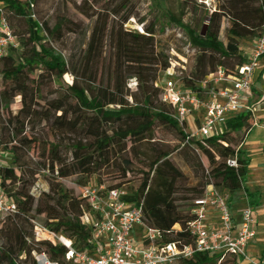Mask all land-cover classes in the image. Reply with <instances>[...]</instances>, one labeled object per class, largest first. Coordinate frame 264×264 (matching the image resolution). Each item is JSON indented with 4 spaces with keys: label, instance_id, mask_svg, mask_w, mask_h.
<instances>
[{
    "label": "trees",
    "instance_id": "trees-1",
    "mask_svg": "<svg viewBox=\"0 0 264 264\" xmlns=\"http://www.w3.org/2000/svg\"><path fill=\"white\" fill-rule=\"evenodd\" d=\"M37 1L0 0V8L17 40V46L10 47L0 59V80L3 81L0 88V151L9 159V164L0 168V187L17 208L15 213L0 219V264H19L22 254L25 262L37 264L33 251H44L52 260L64 262L63 245L35 239L30 191L34 175L41 170L52 175L48 191L41 192L46 209L42 224L55 234L70 239L77 250L96 255L92 228L81 222V217L89 210L88 202L64 188L57 179L85 176L84 181H78L82 190L87 185V178L98 174L108 164L116 146L125 140L146 139L156 123L172 126L186 148L203 154L207 160L204 168L207 176L190 189V203L181 204L187 199L178 197L182 192V174L168 158L171 151H164L149 161L145 178L124 198L136 204L143 202L144 221L162 230L166 241L191 244L186 231V224L192 218L191 201L200 197L206 185L212 183L229 194L232 208L234 194L243 187L249 158L241 145L254 124L252 113H231L221 134L186 140L171 116L170 106L158 100L157 71L166 69L169 63L163 51H156L153 27L146 26L143 33L124 30L122 25L132 16L127 10L116 23L96 14L76 52L66 58L47 44L45 37L63 42L67 33L77 30L76 23L62 10L55 14L51 24L41 20L35 11ZM217 1L218 12L204 15L209 20L210 30L203 36L188 30L191 49L196 53L191 78H182L185 86L194 88V81L213 72L217 66L234 71L246 61L239 53V41L264 35V0ZM122 9L113 8L110 15L117 19ZM222 17L227 20L225 41L219 38ZM14 18L26 23L24 34L16 32L11 25ZM173 20L180 23L179 18ZM231 59L238 60L233 67L227 65ZM39 67L43 72L35 78L33 74ZM44 72L51 82L58 83L56 90L49 94H43L41 87ZM68 72L76 79L71 84H63L62 77ZM131 78L136 79L137 94H130L132 102H129L125 84ZM16 97H19V107L13 113ZM44 132L53 140H43ZM69 134L73 138L64 142ZM42 141H45L41 152L44 160L36 168L30 165L26 151ZM230 159H235V166L227 163ZM97 184L102 183L99 180ZM254 195L245 192L249 205L256 203L252 200ZM175 224L180 230L173 228ZM177 264H236V259L228 256L217 261L213 255L199 252Z\"/></svg>",
    "mask_w": 264,
    "mask_h": 264
},
{
    "label": "built area",
    "instance_id": "built-area-1",
    "mask_svg": "<svg viewBox=\"0 0 264 264\" xmlns=\"http://www.w3.org/2000/svg\"><path fill=\"white\" fill-rule=\"evenodd\" d=\"M195 1L209 13L216 11L214 0ZM16 46V36L0 8V59L10 47ZM263 54L264 35L261 34L255 38L247 60L234 71L217 66L213 72L194 81V88L185 86L177 73L185 69L186 57L175 53L178 59L168 60L169 66L161 71L160 84L156 81L155 86L160 88L161 100L172 109L171 116L186 140L221 134L231 113L250 111L253 115L254 108L247 99ZM6 159V154L0 151V168L7 163ZM227 163L236 165L235 159ZM126 194L119 187L108 188L103 184H87L81 190V197L89 204L81 222L92 228L96 255L77 250L70 239L33 220L36 240L57 242L65 247L63 263L52 260L44 251H33L36 263L177 264L199 252L213 255L219 261L228 256L250 260L247 245L256 235L252 207L246 202L238 210V216H234L229 194L212 183L206 185L200 197L191 201L192 218L186 224L191 244L166 241L162 230L144 221L143 202H128L124 198ZM16 210V204L0 187V214H13ZM173 228L180 230L178 224Z\"/></svg>",
    "mask_w": 264,
    "mask_h": 264
},
{
    "label": "rangeland",
    "instance_id": "rangeland-1",
    "mask_svg": "<svg viewBox=\"0 0 264 264\" xmlns=\"http://www.w3.org/2000/svg\"><path fill=\"white\" fill-rule=\"evenodd\" d=\"M214 1L216 3V13L218 12L219 3L217 0ZM35 6L37 17L41 20H48L50 24L53 22V18L59 10L65 12L76 23L75 28L77 30L67 33L63 42H57L45 37L46 43L55 50L61 52L66 58L76 52L81 39L92 27L96 14H99L102 18H106L109 22L113 20L114 23H116L122 13L126 10L130 11L132 16L122 25L124 30L143 33L146 26L153 27L155 29L154 42L156 51H163L168 56V60H177L178 58L175 53L186 57L185 69H179L180 72H177L180 78L189 76L195 64L196 52L191 49L188 30L191 29L197 33L204 30L205 34L210 30L209 20L205 19L204 15H210L211 13L195 0H188L186 2H183V0H38ZM122 7L123 9L120 11L117 19H114L113 16L110 15L111 10L117 8L119 11ZM80 11L87 14H82ZM174 18H179L180 23H176L173 20ZM223 21L222 17L220 20L219 38L225 41L224 30L220 33ZM10 22L16 32H23L24 34L26 31V23L23 19L14 18L11 19ZM41 35L45 36L43 33H41ZM254 44V38L249 39L248 42L240 40V53L243 51L241 50L243 46L249 47L251 52ZM108 49L109 46H107V50ZM17 50H19V48H17ZM16 53L18 52H15V54ZM262 57H264V54L260 59ZM237 63V59H231L228 61L227 65L233 67ZM40 72H43V69H37V73H34L33 76L37 78L36 75ZM157 73L156 81L160 84L161 71H157ZM43 74V82L41 81L43 94L54 92L58 83L51 82V78L47 73L44 72ZM75 79L74 74L68 72L63 75L62 82L63 84H71ZM37 81H40V79ZM2 86L3 81L0 80V88ZM125 93H127V100L132 102L130 94H137L135 78L126 81ZM18 98L19 97H16L12 105L13 113H15L19 107ZM159 99H161L160 95H158V100ZM42 138L45 141L53 140L47 133L43 134ZM71 138H73V136L69 134L63 141L70 142ZM45 141H42L37 147H31L26 151V156L31 166L35 165L34 167L38 168V165L43 162L44 159L43 156H41V152L43 148H45ZM164 151H171L168 158L182 174L180 180V190L182 192L178 194V197L182 196L187 198L181 201V204L186 205L190 203L189 198L192 196L190 189L192 186L205 180L207 176L204 169L207 166V160L201 152L186 148L180 135L168 124L156 123L150 135L141 141H122L110 154L108 164H106L98 174L91 175L87 178V184H97L100 180L105 187L117 186L127 194L131 193L138 188L145 178L148 172L147 165L149 161L152 160L154 156ZM6 162L8 165L9 159H6ZM198 163L202 165L200 166ZM151 176L152 174H150V177ZM26 178H28V174ZM50 178H52V175L48 171H38L33 177L34 183L30 191V213L35 216L34 220L41 224L43 223L46 212L44 202L41 200V192L48 191ZM85 178L86 177L82 175H72L59 178L57 181L67 190H71L75 196H80L81 185L78 181H84ZM255 178H257L256 181H258V183H264V177L257 176ZM237 192H240V190ZM237 192L235 198H240L242 195L237 194ZM242 198H244V195ZM241 207L240 205L239 208ZM5 216V214H0V219H3ZM215 259L219 261L217 257H215ZM18 262L19 264H30L28 260L25 262V256L23 254L19 257ZM250 262L259 264V262L253 260L252 257Z\"/></svg>",
    "mask_w": 264,
    "mask_h": 264
},
{
    "label": "crops",
    "instance_id": "crops-1",
    "mask_svg": "<svg viewBox=\"0 0 264 264\" xmlns=\"http://www.w3.org/2000/svg\"><path fill=\"white\" fill-rule=\"evenodd\" d=\"M223 24L221 26V32L227 25L226 18H223ZM255 40V38H254ZM248 42L249 39L243 40ZM238 50L240 53L239 45ZM241 54L247 60L250 55V49L247 46L241 47ZM248 104L254 108L253 117L254 124L245 136V140L241 145V149L245 151V154L249 158V164L245 179L243 181V187L239 195H244L239 198H234L231 201L232 212L234 216H238L239 206H243L247 202L245 199V192L255 193L252 198L256 203L251 205L253 216V227L256 231L255 237L247 245V253L253 260L264 264V183H258L255 177H264V57L259 61V66L255 71L253 83L251 87V93L247 99ZM250 177V178H249ZM236 264H253L250 260H245L239 257H235Z\"/></svg>",
    "mask_w": 264,
    "mask_h": 264
},
{
    "label": "water",
    "instance_id": "water-1",
    "mask_svg": "<svg viewBox=\"0 0 264 264\" xmlns=\"http://www.w3.org/2000/svg\"><path fill=\"white\" fill-rule=\"evenodd\" d=\"M200 34L203 36V35L205 34V31L202 30V31L200 32Z\"/></svg>",
    "mask_w": 264,
    "mask_h": 264
}]
</instances>
